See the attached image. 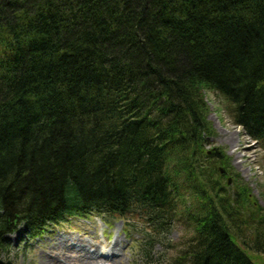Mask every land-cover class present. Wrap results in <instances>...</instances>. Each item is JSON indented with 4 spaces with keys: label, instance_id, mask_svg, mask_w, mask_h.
<instances>
[{
    "label": "trees",
    "instance_id": "obj_1",
    "mask_svg": "<svg viewBox=\"0 0 264 264\" xmlns=\"http://www.w3.org/2000/svg\"><path fill=\"white\" fill-rule=\"evenodd\" d=\"M206 89L264 148V0H0V245L140 213L194 228L174 264H257L264 204L221 184Z\"/></svg>",
    "mask_w": 264,
    "mask_h": 264
},
{
    "label": "rangeland",
    "instance_id": "obj_2",
    "mask_svg": "<svg viewBox=\"0 0 264 264\" xmlns=\"http://www.w3.org/2000/svg\"><path fill=\"white\" fill-rule=\"evenodd\" d=\"M205 98L208 104V120L214 129V136L210 138L211 142L207 147L222 148L230 159L231 167L219 164L224 173L221 184L225 190L234 191L238 183H246L253 196L264 204V148L251 138L243 127L234 122L230 113L231 105L223 95L206 89ZM228 137L232 138V141L228 142ZM212 176L214 180H219L216 171H213L211 178ZM228 179H231L230 183ZM185 201H189L188 196ZM177 203L178 210L186 206L182 205L180 200ZM105 220L96 214L73 216L50 226L46 233L38 238L27 237L23 228L18 232L6 234L5 244L0 245V260H10L13 264H41L40 253L48 240L55 235L79 236L88 244L95 243L93 235L97 236L96 240L100 243L107 241L109 244L120 235L124 237L121 246L122 252H125L124 264H174L188 249L194 236V228L178 219L169 220L168 229L159 232L140 213H130L125 217L107 216ZM253 258L257 264H264V253H257ZM103 263L100 261V264Z\"/></svg>",
    "mask_w": 264,
    "mask_h": 264
},
{
    "label": "bare ground",
    "instance_id": "obj_3",
    "mask_svg": "<svg viewBox=\"0 0 264 264\" xmlns=\"http://www.w3.org/2000/svg\"><path fill=\"white\" fill-rule=\"evenodd\" d=\"M227 141H232V138L228 137ZM92 233L95 234L94 231ZM92 237L95 242L93 244H88L84 238L74 235L51 237L40 253L41 264H100V261L103 264H124L125 252L121 249L124 237L118 235L111 244L107 241L100 243L95 235Z\"/></svg>",
    "mask_w": 264,
    "mask_h": 264
},
{
    "label": "water",
    "instance_id": "obj_4",
    "mask_svg": "<svg viewBox=\"0 0 264 264\" xmlns=\"http://www.w3.org/2000/svg\"><path fill=\"white\" fill-rule=\"evenodd\" d=\"M231 182V179H229V183ZM0 264H13L10 260L7 262L1 261L0 260ZM172 264V263H171Z\"/></svg>",
    "mask_w": 264,
    "mask_h": 264
}]
</instances>
